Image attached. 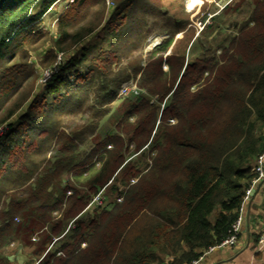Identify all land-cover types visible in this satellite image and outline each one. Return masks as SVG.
I'll return each mask as SVG.
<instances>
[{
	"label": "trees",
	"instance_id": "obj_1",
	"mask_svg": "<svg viewBox=\"0 0 264 264\" xmlns=\"http://www.w3.org/2000/svg\"><path fill=\"white\" fill-rule=\"evenodd\" d=\"M61 1L0 0V262L41 230L36 264H152L158 250L192 264L226 238L258 179L264 0L217 42L192 40L171 0H71L54 38L39 24ZM154 32L150 58L131 57ZM47 44L42 84L30 59Z\"/></svg>",
	"mask_w": 264,
	"mask_h": 264
},
{
	"label": "rangeland",
	"instance_id": "obj_2",
	"mask_svg": "<svg viewBox=\"0 0 264 264\" xmlns=\"http://www.w3.org/2000/svg\"><path fill=\"white\" fill-rule=\"evenodd\" d=\"M107 1L108 0H106V2ZM190 1H193L192 5H189ZM68 2H71V0H62L52 11H49L47 14H45L43 16L42 21L39 24V29H42L44 32H48L51 37L55 38L57 36L56 34L57 18L64 11L65 6L66 4H68ZM251 2H252L251 0H184L181 3V0H171L168 2L165 1V5L168 7L169 13L171 15H173L175 18L182 19L183 22L184 21L186 22L187 24L186 30L188 31L187 35L191 37L192 40L195 39V37H197L198 34L200 33V37L202 39H208V40H212L217 35V37L214 39L217 42L221 38L235 34L236 33L235 25H241V23L248 20L251 13ZM194 5H195V7L193 8L194 10H192L190 7H193ZM107 7H108V12H110L112 9V4L109 2ZM93 36L94 37H90L87 40H85L82 43V46L96 43L95 40L100 38L101 34L99 35L94 34ZM182 36H183L182 33L177 34L176 40H180ZM162 39H163V35L158 34L156 32L152 33L151 36L142 45V48L139 49L138 51H135L133 56L131 57L135 59L141 58L142 61H147L152 55L151 52L155 50V47H157V45L161 42ZM50 47L51 44H47L40 50L31 54L30 65L35 69V71L38 74H41V72L46 69L41 67L40 62L43 59L46 52L50 50ZM169 51L170 50L167 51V54L169 53ZM198 52L199 50L197 52L195 50L194 53L199 55ZM191 54L193 53H190V55ZM59 56L60 55H58L57 58H59ZM166 69L167 67L164 66V70ZM123 85H126V88L129 90L130 88H132L131 86L137 87V82L133 80ZM127 96H122V97L118 96L117 100L114 103H112V105L110 106L111 109L107 116L110 117V115H112L116 111V109H118V107L122 106V100ZM22 111H24V109H22ZM115 113L117 114V112ZM89 116L90 113L87 111L85 113H79L73 116L71 115L65 116L64 121L65 124H69L71 127L72 126L75 127L76 124L81 125L89 121L88 119ZM14 119L15 117L12 120ZM93 119L96 120L95 118ZM107 124L110 125L111 123L107 122ZM1 129L3 130V132L0 133V136L5 133L6 127L2 125L0 126V130ZM98 138H99L98 135L94 136L92 138V142L99 141ZM92 200L96 205H102L103 199L102 197H99V195L93 197ZM34 226L37 227V225ZM41 232L42 231L40 230L39 233L33 235L31 238L32 239L31 242L27 239L29 237H27V235L26 236L24 235L22 242H20L21 244L18 245V243H11L8 247L9 253H13L16 248H21L22 250H24V252H26V254L28 252L31 253L32 249L29 246V242L32 243L34 246L33 248H35V244L40 243V239H41L40 237L42 234ZM155 254L157 257V261L160 255L161 256L165 255V253H162L160 250H158ZM36 257L37 256H32V259L30 260V262H28V264H36L38 262Z\"/></svg>",
	"mask_w": 264,
	"mask_h": 264
},
{
	"label": "crops",
	"instance_id": "obj_3",
	"mask_svg": "<svg viewBox=\"0 0 264 264\" xmlns=\"http://www.w3.org/2000/svg\"><path fill=\"white\" fill-rule=\"evenodd\" d=\"M252 165H255V160ZM249 190V198L244 200L241 212L238 213L241 224L236 245L201 251L200 257L192 264H264V247L260 248L257 243L264 225V183L260 181L252 184ZM32 256H35L32 252L26 254L21 248H16L13 253H9L6 261L0 264H28ZM171 261L172 258L165 254L160 255L158 261L153 264H169Z\"/></svg>",
	"mask_w": 264,
	"mask_h": 264
},
{
	"label": "built area",
	"instance_id": "obj_4",
	"mask_svg": "<svg viewBox=\"0 0 264 264\" xmlns=\"http://www.w3.org/2000/svg\"><path fill=\"white\" fill-rule=\"evenodd\" d=\"M108 4V3H107ZM195 7V5L193 7H190L192 10H194L193 8ZM60 57V56H59ZM53 70L52 69H46L42 71V76L39 79V83L44 84L52 75ZM132 88H130L129 90L126 88V85H123L120 89V93H119V97L122 96H127L128 94H130L131 92L136 94L138 89L136 86H131ZM124 91V92H123ZM131 91V92H130ZM3 130H0V133H2ZM263 166H264V152L259 155L256 160H255V165L252 167V171L254 173L257 174L258 179L253 181V184H256L258 182H264V171H263ZM249 194H250V190L246 191V196L244 198V200H248L249 198ZM239 212H241V208L239 209ZM240 224H241V218L240 216L236 219V221L230 226V228L227 231V236L226 238H224L220 244H218L215 247H211L208 249V251L214 249V248H222V247H233L236 245L237 240H238V236H239V232H240ZM258 245L260 248L264 247V225L260 230L259 236H258V241H257Z\"/></svg>",
	"mask_w": 264,
	"mask_h": 264
},
{
	"label": "bare ground",
	"instance_id": "obj_5",
	"mask_svg": "<svg viewBox=\"0 0 264 264\" xmlns=\"http://www.w3.org/2000/svg\"><path fill=\"white\" fill-rule=\"evenodd\" d=\"M192 4H193V1H190V2H189V5H192Z\"/></svg>",
	"mask_w": 264,
	"mask_h": 264
},
{
	"label": "water",
	"instance_id": "obj_6",
	"mask_svg": "<svg viewBox=\"0 0 264 264\" xmlns=\"http://www.w3.org/2000/svg\"><path fill=\"white\" fill-rule=\"evenodd\" d=\"M262 183H264V182H262ZM254 190V189H253ZM255 191V190H254Z\"/></svg>",
	"mask_w": 264,
	"mask_h": 264
}]
</instances>
